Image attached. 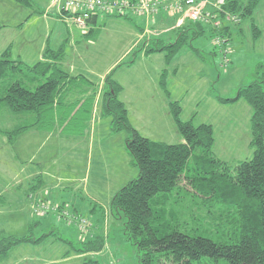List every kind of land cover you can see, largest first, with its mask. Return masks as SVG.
<instances>
[{
  "label": "rangeland",
  "instance_id": "obj_1",
  "mask_svg": "<svg viewBox=\"0 0 264 264\" xmlns=\"http://www.w3.org/2000/svg\"><path fill=\"white\" fill-rule=\"evenodd\" d=\"M49 1L56 2L35 0L38 7L35 8L13 0H0V25L5 27L0 31V49L6 42L14 43L11 52L17 55L24 51V59L31 61L27 63L31 66L42 58L45 50L41 52L40 46L46 41L47 31L52 46L64 41L67 33L69 39L61 46L69 71L74 75L82 74L98 85L113 74L112 78L123 88L119 98L128 106L129 122L141 136L170 145L182 142L170 113V102H180L184 109L182 119H189L194 110L199 112L196 124L213 125V152L219 159L232 164L252 158V109L244 101L221 106L216 97L234 99L240 89L254 80L257 65L264 63V0L253 16L261 30L256 40L250 19L241 25V19L235 24L223 20L215 29L230 26V43L223 36H212V26L207 28L205 37L182 49L170 65L163 61L165 53L146 56L136 51L144 44L153 46L156 41L169 43L171 35L163 36L162 30L174 25L172 19L167 20L165 27H160L152 17L155 14L137 15L126 10L119 17L118 13H102L98 18L102 34L93 42L86 36L90 29L85 30L74 21L78 17L72 15L74 9L64 10L63 14L68 17L54 16L53 8L42 5ZM167 14L176 21L180 19V27L186 21L177 13ZM16 17L26 21L19 29H16ZM139 26L149 27L157 36L150 34L149 39L143 40ZM175 35L172 43L177 30ZM218 38L220 45L216 44ZM223 48L229 49L226 59ZM164 63L161 74L164 70L168 72L166 92L169 97L160 89L157 78ZM85 88L87 95H92L96 89ZM102 106L103 95L98 97L88 135L74 141H60L53 133L30 129L12 146L0 134V196L6 201L0 205V230L19 238L30 235V226L38 223L33 231L35 238L54 235L41 245L15 248L6 264H83L87 259H96L101 264H140L141 254L129 242L125 218L112 213L110 208L115 195L138 178L139 170L126 150L129 134L126 131L112 133V118L103 116ZM17 122L15 116L0 115L3 128H13ZM32 186L37 187L32 189ZM192 200L184 199L186 212L194 206ZM194 212L203 214L195 207ZM188 222L192 226V222ZM204 227L208 230L206 236L219 239L211 226L205 224ZM55 237L76 247L82 240L102 238L104 248L98 253L80 255L71 252L69 245Z\"/></svg>",
  "mask_w": 264,
  "mask_h": 264
},
{
  "label": "trees",
  "instance_id": "obj_2",
  "mask_svg": "<svg viewBox=\"0 0 264 264\" xmlns=\"http://www.w3.org/2000/svg\"><path fill=\"white\" fill-rule=\"evenodd\" d=\"M13 1L19 5H34L33 0ZM261 2L226 0L222 10L238 16L240 25L250 19L256 40L261 30L253 16ZM204 7L203 14L209 13L203 11ZM214 9L208 20H191L179 26L173 43L144 44L136 53L146 56L165 53L166 65H170L182 49L206 36L208 23L214 27L210 30L212 36H223L230 43V26L215 29L216 21H221L218 18L225 21V15L218 12L216 4ZM160 13L167 14V11ZM98 18L99 14H95L86 20L90 29L86 36L91 41H96L101 32V28L93 29ZM2 29L0 26V31ZM198 54L201 57V53ZM223 57L226 59L227 55ZM64 59L63 46L58 50L48 48L43 59L33 66L13 59L11 47L0 54V115H12L18 120L13 128L0 125V134L10 145L30 129L64 139L88 135L99 87L84 77L69 75L62 66ZM112 76L105 80L102 114L112 118V133L126 131L129 134L126 150L139 176L115 195L110 208L112 213L125 218L129 242L141 254L140 264H264V63L257 65L254 80L240 89L234 99L216 97L220 105L244 101L252 109L250 147L254 150L253 156L232 164L214 154L213 126L196 124V113L190 120L182 119L180 102H170V113L182 142L170 145L141 136L129 122L127 108L119 98L123 88ZM167 78L168 72L164 70L159 83L165 92ZM84 87L96 89L92 95H87ZM39 179L45 182L42 177ZM184 196L193 199L194 206L187 212ZM5 203L0 196V205ZM194 207L203 214L195 213ZM205 224L219 235L217 241L205 235L208 233ZM36 226L38 223L32 224L30 235L19 238L0 230V264L8 262L15 248L41 245L54 236L50 233L35 238ZM57 241L69 245L71 252L80 255L98 253L104 248L102 238L80 241L78 247L60 237ZM83 264L101 263L87 259Z\"/></svg>",
  "mask_w": 264,
  "mask_h": 264
},
{
  "label": "built area",
  "instance_id": "obj_3",
  "mask_svg": "<svg viewBox=\"0 0 264 264\" xmlns=\"http://www.w3.org/2000/svg\"><path fill=\"white\" fill-rule=\"evenodd\" d=\"M226 0H218L216 7L218 12L225 15V21L230 23H238L240 18L238 16H233L222 10ZM206 4V0H65L64 10L69 12V10L74 9L73 16H78L75 18V22L83 29H88L86 25V20L90 16L95 14H107L111 15L113 13H118L121 15L124 11L129 10L137 15H157L161 10H165L171 13H177L181 15L183 19H188L192 21H197L199 19L205 18L208 20L212 18V14H203L202 9ZM216 18V17H215ZM74 22V23H75ZM221 22V21H219ZM220 24L216 21L215 27H219ZM221 39H217L216 44H221ZM222 52L227 55L229 54V49H224ZM83 225V224H82ZM83 228L85 225L82 226ZM81 230H85L80 228Z\"/></svg>",
  "mask_w": 264,
  "mask_h": 264
},
{
  "label": "crops",
  "instance_id": "obj_4",
  "mask_svg": "<svg viewBox=\"0 0 264 264\" xmlns=\"http://www.w3.org/2000/svg\"><path fill=\"white\" fill-rule=\"evenodd\" d=\"M56 2H54V3H51L50 1H49V4H48V2L46 3V4H44V3H42V5H47V7H48V9H49V7L50 8H53L52 9V11H53V14H54V16H59V17H68V15L65 13V14H63V12H65L64 11V4H65V0H55ZM218 0H208V2L205 4V7H204V12H209V13H213L214 11H215V9H214V4H216V2H217ZM50 5V6H49ZM56 6V7H55ZM33 7H35V8H38L37 7V5H36V3H35V0H34V5H33ZM38 10V9H37ZM60 13H61V16H60ZM152 17H154V18H156L157 19V22H158V24H159V26L160 27H165L167 24H168V21L167 20H170V19H172L171 21H173L174 22V25L173 26H171V27H169V26H167V27H165V29H163L162 30V33H163V36L164 35H166V34H168L169 33V35H171L170 37H169V43H172L171 41L173 40V38H174V36H176L175 35V31L176 30H178L179 29V24L181 23V22H179V20L180 19H177V21L174 19V18H170L167 14H164V13H160L159 15H157V16H152ZM179 17V16H178ZM150 18V17H149ZM149 18H147V23H148V21H149ZM169 18V19H168ZM181 18V17H180ZM29 19V18H28ZM27 19V20H28ZM183 19V18H182ZM218 20H223V18L222 17H220V19L218 18ZM14 21L16 22V24L15 25H17V27H16V29H19L20 27H22L23 26V24L26 22V21H20V20H18V17H16V18H14ZM23 22V23H22ZM223 22V21H222ZM186 23H188V21L186 20L185 22H184V24H186ZM211 23H208L207 25H209L208 26V28H211L212 26L210 25ZM1 26V25H0ZM96 28H101L100 26H98V23H97V26L96 27H94L93 29H96ZM138 28V30H140L141 32H140V36H141V38L144 40V38H145V40L146 39H149V36H150V34H152V35H156L157 36V34L156 33H151V30L149 29V27H147V29H144L143 27H137ZM5 29V27H3V29L2 30H4ZM1 30V31H2ZM156 31H158L157 29H156ZM101 34H102V28H101V32H100V35L99 36H101ZM45 35V37H44V39L46 40V41H44V44H42L40 47H41V49L40 50H42L41 52H43V50H47L48 48L49 49H52V50H58L59 49V47H61V45H63V43L64 42H67L68 41V39H69V37H68V34L66 33L65 34V37H64V41L62 40L59 44H57V45H51V41H50V39L47 37L48 36V31L44 34ZM207 35V34H206ZM156 36H154V37H156ZM148 37V38H147ZM151 37H153V36H151ZM154 37L152 38V39H154ZM158 37H160V36H158ZM12 38H15L14 36L12 37ZM48 38V39H47ZM161 38V37H160ZM176 39H177V37H176ZM11 40H13L14 41V39H11ZM199 40V39H198ZM197 40V41H198ZM97 41V40H96ZM176 41V40H175ZM93 42H95V41H93ZM174 42V41H173ZM196 42V41H195ZM14 44V43H10V42H6L2 47H1V49H0V54L1 53H3V52H5L9 47H11L12 45ZM193 44V43H192ZM140 46V45H139ZM139 46H137V47H139ZM29 48V47H28ZM44 51V52H45ZM30 53V50H28L27 51V54H29ZM203 54H205V53H203ZM43 55H44V53H42V58L41 57H39V59H36V60H38L37 62H36V64L38 63V62H40L42 59H43ZM154 55H156V54H154ZM26 57V55H25V52L24 51H20L17 55H15V53L14 52H12V58L13 59H19V60H21V61H23L25 64H27L28 62V64H30L31 63V61H28V59H24ZM165 58V57H164ZM35 60V61H36ZM207 60V59H206ZM165 63H166V58L163 60ZM165 63H164V65H162L160 68H159V70H158V72H160V74H158L157 75V78L159 79V81H160V78H159V76L161 75V71L163 70V68L165 67ZM34 65H35V63H34ZM31 66H33V65H31ZM62 66H63V69L69 74V75H71V76H74V77H76V76H81V77H84V78H86L90 83H92L94 86H97V87H99V91H98V94H97V99H96V103H97V100H98V97L100 98L102 95H103V92H104V85H105V80H106V78L109 76V75H107L106 76V78L104 79V82H103V84L102 83H100L99 85L98 84H95L94 82H92L90 79H88L87 77H85V76H83L82 74H80V75H74V74H72L71 73V71H69V68H68V59H67V56H66V54H65V59H64V61H63V64H62ZM112 68V67H111ZM116 81V80H115ZM160 86V85H159ZM146 87V86H145ZM161 89V88H160ZM122 101V100H121ZM123 102H124V100H123ZM125 104V103H124ZM238 104V103H237ZM127 105V104H126ZM125 105V106H126ZM214 107H215V109H217V106H215V105H213ZM221 106H223V105H221ZM95 108H96V104H95ZM126 108H128V106L126 107ZM95 110V109H94ZM102 110H103V106H102ZM183 111H184V109H183ZM195 113L197 114V117H198V114H199V112L197 111H192L191 112V114H190V117H189V119H187V120H190V119H192L193 118V116L195 115ZM197 119V118H196ZM212 125V124H211ZM213 126V125H212ZM25 135H27V134H25ZM55 137H58L59 138V140L60 141H74V140H76V139H80V138H70V139H64V138H60L59 136H57V135H54ZM176 135L174 134V137H175ZM147 138V137H146ZM149 139V138H148ZM31 225V224H30ZM83 241V240H82Z\"/></svg>",
  "mask_w": 264,
  "mask_h": 264
}]
</instances>
